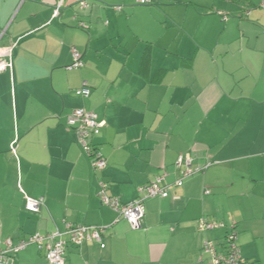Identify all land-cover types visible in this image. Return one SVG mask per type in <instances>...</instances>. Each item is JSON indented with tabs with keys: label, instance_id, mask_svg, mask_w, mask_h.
Here are the masks:
<instances>
[{
	"label": "crops",
	"instance_id": "1",
	"mask_svg": "<svg viewBox=\"0 0 264 264\" xmlns=\"http://www.w3.org/2000/svg\"><path fill=\"white\" fill-rule=\"evenodd\" d=\"M260 1L0 0V56L17 42L12 71L0 72V249L72 223L105 231L101 245H68L64 264H210L203 239L221 245L226 228L198 232L206 217L235 223L242 264H264ZM72 48L81 68H67ZM84 83L90 95L76 96ZM75 108L105 122L93 138L102 170L66 126ZM182 154L208 165L172 186ZM163 173L169 194L144 199L139 229L98 196L103 181L108 195L131 201ZM23 194L43 198L39 212L24 209ZM13 264L49 263L31 244Z\"/></svg>",
	"mask_w": 264,
	"mask_h": 264
},
{
	"label": "built area",
	"instance_id": "2",
	"mask_svg": "<svg viewBox=\"0 0 264 264\" xmlns=\"http://www.w3.org/2000/svg\"><path fill=\"white\" fill-rule=\"evenodd\" d=\"M140 3H146L148 0H138ZM80 7H87L86 1H81ZM61 4L58 3L53 10L52 17H56L59 13ZM258 7L264 9V0L258 3ZM115 10H120L121 6H115ZM222 20L228 18L227 12L217 11ZM249 13V10H246ZM85 26L84 23H80ZM17 42H12L5 48V53L0 56V72L12 71L13 65V49ZM72 63L68 69H78L84 65L83 55L77 49H71ZM90 88L84 83L82 86L74 90V94L79 97H88ZM104 120L98 115L84 108H75L66 118V126L71 129L75 135L77 142L82 150L89 158L90 166L94 170H102L106 167V160L100 150L93 144V138L100 133L104 126ZM18 137L14 136L9 145L10 154L17 159L18 153ZM208 163L202 167H193L192 159L188 154L179 155L175 161L178 169L179 177L174 181L172 186H180L187 177L203 171ZM166 173L157 176L154 180L137 188L138 195L131 201L121 202L119 198L107 194V184L103 181L99 182L98 196L103 205L114 210L119 216L123 217L129 225L134 229H139L145 213L144 199L146 197H167L171 185L166 184ZM20 191L21 188L19 187ZM209 191L206 190L205 193ZM24 195V209L28 212L37 213L44 205L42 197L33 198ZM218 228H226L223 243L221 245L210 237H205L202 242L201 253L206 256L210 264H242L244 258L241 253L240 246L237 243V231L235 223L231 222L227 225L221 221L211 220L206 217H200L197 221V231L207 233ZM105 227L89 226L67 223L65 230H58L41 234L35 232L26 238L19 240L13 244L9 239L5 242V247L0 249V264H13L14 255L28 245H35L39 251L44 252L45 259L49 264H64L65 251L68 245L80 247L83 243L94 242L102 244ZM63 235L66 237L63 238ZM88 264V262H84Z\"/></svg>",
	"mask_w": 264,
	"mask_h": 264
},
{
	"label": "rangeland",
	"instance_id": "3",
	"mask_svg": "<svg viewBox=\"0 0 264 264\" xmlns=\"http://www.w3.org/2000/svg\"><path fill=\"white\" fill-rule=\"evenodd\" d=\"M204 1H209V0H204ZM206 11H207V12H214L213 9H207ZM170 35L173 36L172 32L167 34V36H170ZM179 37H181V36H178V37H177V40H179V39H178Z\"/></svg>",
	"mask_w": 264,
	"mask_h": 264
}]
</instances>
